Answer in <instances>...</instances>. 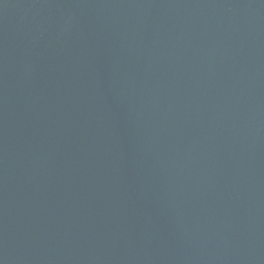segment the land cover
Returning a JSON list of instances; mask_svg holds the SVG:
<instances>
[{
  "label": "water",
  "instance_id": "1",
  "mask_svg": "<svg viewBox=\"0 0 264 264\" xmlns=\"http://www.w3.org/2000/svg\"><path fill=\"white\" fill-rule=\"evenodd\" d=\"M0 264H264V0H0Z\"/></svg>",
  "mask_w": 264,
  "mask_h": 264
}]
</instances>
